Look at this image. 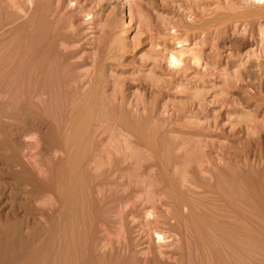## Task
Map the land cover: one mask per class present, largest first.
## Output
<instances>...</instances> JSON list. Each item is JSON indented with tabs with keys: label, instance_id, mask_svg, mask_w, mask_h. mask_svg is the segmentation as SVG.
Wrapping results in <instances>:
<instances>
[{
	"label": "rangeland",
	"instance_id": "obj_1",
	"mask_svg": "<svg viewBox=\"0 0 264 264\" xmlns=\"http://www.w3.org/2000/svg\"><path fill=\"white\" fill-rule=\"evenodd\" d=\"M0 8L4 12L6 34H3L4 38L0 34V42L2 39L9 43V51L13 55L22 58V61L25 59V62L52 44L54 52L51 56L59 59L68 73L65 75L66 83L62 85L64 91L77 93L80 85L89 87L87 83L97 78L100 80H97L100 82H97L99 106L96 104L94 109L99 112L98 115L94 112L97 117L91 119L89 127L92 130L88 133L93 151L86 156V169L93 172L92 168H97V161L102 160L98 164L101 166L103 162L101 168L107 170V167L110 168V158L115 157L121 161L116 160L124 170L125 167L132 168L136 158L139 163L142 159L143 165H151L146 162L155 164L157 157L158 164L166 155L175 157L178 153L175 158L181 157L182 162L190 161L185 163H191L186 166L190 171L194 169L199 172L204 166L232 167L243 173L244 176H241L248 180H245L248 184L252 181L251 184L264 185V54L259 53L264 0H0ZM173 30L187 32L190 41L197 44L200 64L185 61V65L179 68L168 65L165 50L173 47L170 41ZM252 49H258L261 55L259 59L249 53ZM0 53L2 63L5 48H1ZM2 68L0 224L1 227L16 224L22 232H26L25 235H29L33 226V229L38 228L41 219L45 222L41 211L48 209L50 200L31 196V193H27L31 186L24 181H16L10 168L12 156L16 153L23 167L38 170L43 161L50 165L55 157L58 158L59 152L54 149L46 151L43 141L41 144L35 142L38 138L46 139L50 130L53 131L48 120L34 126L30 125L31 118L26 115L28 119L25 120L30 123L24 131H19L18 126H24L15 124V120L13 123L7 121L15 128L5 125V69ZM80 100L81 97L78 107L82 105ZM72 105L64 108L65 112L59 108L61 111L63 109L60 114H63L67 125L73 123L78 114L70 110L74 109ZM126 141L132 143L129 145ZM110 154L116 155L110 157ZM54 155L57 156L53 158ZM164 160L162 163L167 162ZM129 163L131 166H128ZM136 163L133 167L139 164ZM107 171L100 176L101 180L98 177L94 181L91 189L95 193L91 196L93 201L89 202L95 206L89 204L91 208L85 214L88 218L84 215L88 229L86 224L83 228L88 237L84 231H80L82 226L79 223H76L79 227L75 225V229L72 228V233L83 232L87 237L83 241L84 248L80 252L75 249L71 254L76 262L84 256L86 260L81 259L85 260L80 261L82 264H111L126 249L132 254L134 250L146 248V237L139 223L142 222L140 209L144 204L140 200L145 199V193L144 197L137 199L138 189L132 183L136 178H126L125 175L121 179L116 176L121 180V183L116 181L117 184L113 180L120 171H114L115 175L111 171L107 174ZM136 187H140V184ZM258 191L261 195L262 190ZM159 194L154 200L163 206L166 199ZM260 195L251 205L260 201L261 204L256 206L258 212L247 207L251 202L246 201L242 206L247 210L241 209V223L252 230L255 226L258 235L259 232L264 233V207ZM259 209L263 211L259 212ZM28 224L32 225L31 228H28ZM120 229L121 232L125 229V233L119 232ZM165 257L166 264H178L177 260ZM74 260L70 262L76 264ZM197 260L199 263L200 260Z\"/></svg>",
	"mask_w": 264,
	"mask_h": 264
},
{
	"label": "bare ground",
	"instance_id": "obj_2",
	"mask_svg": "<svg viewBox=\"0 0 264 264\" xmlns=\"http://www.w3.org/2000/svg\"><path fill=\"white\" fill-rule=\"evenodd\" d=\"M127 1L130 2L131 0H126V2ZM4 26V12L3 9L0 8V29H4L0 31V34L2 33L1 36H3V34L6 35ZM259 30L262 40L259 53L262 55L264 54V25L260 26ZM171 33L170 41L173 47L165 50V57L168 65L173 68H179L183 64L185 65V61L200 64L201 55L198 51V46L190 41L189 37L186 35L187 32L173 30ZM6 39L8 38H5V40ZM1 43L5 46L0 45L3 46L1 48H5V58L3 57L4 63L2 61V64L0 60V65L2 64L4 66L2 68L1 65L0 68L5 69V125L14 127L12 123L15 120V124L24 126H18L19 131H24L26 130L25 126H28L30 122H32L30 125L39 126L38 124L40 121H42L40 123L42 124L45 122H43V120H46V122L48 120V123H51V126H53V128H51L53 131L50 130L51 133L49 135L47 134L48 137H45L46 139L40 140L37 137L38 139L35 142L41 144V141H43L44 150L47 151L51 149L52 151V149H54L56 152H59L60 156L59 154L58 158L55 157L57 155L52 156L55 158L54 160L52 159L53 161H51L52 163L50 165L48 162L44 163L43 161L42 164H40V162L39 164L41 166L39 167L41 168L39 169V167H37L38 170H36L35 167L34 169L33 167H30L32 169L23 167V162H21V158L19 159L16 157V153L12 156V158H14L11 160L10 168L15 175L16 181H24L27 185H30L31 189H29L27 193H31V196L37 197V199L47 197L48 200H50L48 209L51 208L50 211L48 209H43V211H41V215L44 216L45 222H42L43 220L41 219V222H38L39 226H35L36 228L38 226V228L33 229V226L31 231L29 230L31 234L28 232L29 235H25L26 232H24V230L22 232V229L16 224H9V226L6 223L8 226L3 225L4 227H1L2 223L0 224V264H72L70 261L74 259L71 254L74 253L75 249L78 250L77 252H80V250L84 248V238L87 239L88 237L85 232L86 229L84 231L83 228L87 223L85 221L86 219H84L87 217L85 215L86 211L88 210L89 212L91 208L89 204H91L90 202L93 197L92 194L95 193H92L91 190L93 189V184L98 177L99 180H101L100 176H103L104 173H106L105 171L109 170L107 174H110L112 169L111 173L114 175V171H120L119 173L117 172L118 175H113L115 178L113 183L121 181L119 178L117 179L116 176H119L121 179L125 177V175H127L126 178H136L132 183L136 186L140 184V187L137 188L135 186V189H138L136 190L137 192H135L139 195L137 197L135 194V196L137 199H141L146 195L145 199L143 198L140 200L144 202V204L141 206V209L139 208L140 211H142V222L139 223H141V231H143L142 233H144L146 237L145 242L148 245L146 244V248H142L141 250L135 251L132 249L134 250L133 253L131 252L132 254L128 253L130 250L127 252L125 247L126 250L123 249L125 253L122 252L123 250L120 251V253L122 252L123 254H119L112 263L110 262L111 264H166L165 259H163L166 258L165 256L177 260L178 264L179 262L180 264H263L264 233L259 232L260 235H258L256 229H254V224H251V226H254L253 230L256 232V235L252 229L248 226V228L246 227V224L243 226L241 223V218H243L241 217L242 208L245 209L249 207L251 210L258 212L256 206L261 204L260 201L257 202L258 204L252 206L254 209H252L251 205L255 200H258L257 197L260 195V191L258 190L260 189L262 190L260 199L264 207V185L261 184L262 182L260 183L262 188L258 185L259 183L257 185L254 183L251 184L252 181L250 185L245 177L247 181L242 178V176H244L243 173L232 167L224 169L216 165L215 168L204 166L201 170L199 169V172L194 169L190 171L186 168L190 161L187 160L189 162L186 165L185 163L187 161L182 162L181 157L175 158L178 154L176 152L175 157H171L172 155L165 156L166 158L168 157L167 159L164 158L165 160L163 159L164 161L167 160L166 163H162V160V162L160 161L157 164L156 157L155 164L146 162V164L151 165H143V160L140 159L142 162L139 163V159L136 158V162L139 164L134 162L137 165L133 167V163V169L125 167L124 170L121 169L120 164V166L117 164L118 161L120 163L121 161L112 157L116 154H110V157H112H109L110 163L108 162L110 168L107 167V170H102L103 168H101V166H103V162H101L100 166L98 163L102 160H98V166L96 165L97 168L93 167L92 169L94 170L91 172L92 170L86 169L85 167V159L86 156L93 151L91 149L92 141L88 133H90L89 130H92L91 126L89 127V125L92 124L90 122L91 119L94 120V117L98 115L97 111L99 112V110L94 111V109L96 104L98 105L99 103H97V101L99 100L98 94L100 90L97 82L100 80L98 78L97 80L99 81L92 79V82L87 83L89 87H85L86 84L82 86L80 85L81 83H79L78 85L80 86L76 89L78 90L77 93L73 92L71 89L73 94L71 91L68 93L63 90L65 87L62 88V85L66 83L67 80L65 75L68 73L65 71L64 64L56 57L54 58L51 56V53L54 52V46H52V44L51 47L47 46L49 48L43 47V49H46L39 50V53L40 51L42 53L39 55L37 54L38 56H34L35 58L30 59V57V60L24 62L25 59L22 61V58H18L16 54L13 55L12 52L9 51V43L2 41V39L0 44ZM38 48L36 49L38 50ZM249 53L253 54L257 59L261 56L258 54V49H252ZM19 59L22 62H18ZM79 97H81L80 103L82 102V105L80 104L78 107L77 103L79 104ZM70 104L74 105V109L70 110H74L73 112L78 114L74 122L67 125L65 124L66 119H63V114L60 113L64 108H67L68 105L71 106ZM59 108H63L62 111ZM96 109H98V107ZM25 110H28L30 114H28V112L26 113ZM58 110H60L59 114ZM65 111L66 109H64V112ZM94 112L97 114L95 113L96 115H94ZM99 114L101 115V112ZM26 115H29L28 117L32 119H30V122L29 120H25V118H27ZM8 120H11L12 123L8 124ZM137 131L138 130H136V132ZM32 137L30 139H32ZM126 143L128 142L126 141ZM11 149L15 151L12 145ZM119 150L120 149H118V151ZM168 155H170V153ZM131 157H135V155ZM185 159L186 158H184V160ZM116 160L118 161L116 162ZM127 164L128 163L125 165ZM122 165H124V163ZM36 166H38V164ZM128 166H131L130 163ZM157 166L159 169H156ZM26 173H28L29 177H27L28 175ZM136 182H138V184H136ZM257 186L260 189L257 188ZM156 194L166 199L164 201L162 200L163 204L160 201L163 206L155 203L156 199L154 200V197H157ZM245 201L246 203L251 202V204L246 205L247 207H243L242 204H244ZM148 204L151 205L148 206ZM156 204L160 206L161 209ZM91 205L95 206L94 203ZM126 205L128 206V204ZM260 211L263 210L259 209V212ZM134 212L133 214H135ZM256 212H254V214H256ZM137 213L138 212H136V214ZM244 219L246 220L245 217ZM76 223L82 226L80 227V231H84L87 237H84L83 232L79 234V231H75L76 233L73 231L76 235L78 233L77 236L72 233V230L75 229V225L79 227ZM248 223H251V221ZM30 225L31 224L27 225L28 228H31L32 225ZM87 226L88 224H86V228ZM121 229L119 232H121ZM123 232L125 233V229L122 230L121 233ZM65 233L66 235H64ZM72 235L77 238H73ZM256 246L258 249H256ZM76 247L79 248L77 249ZM87 249L88 248H86V250ZM58 256H60V258ZM80 257L78 258L80 259ZM81 259H85L84 256ZM197 259L200 260L199 263ZM80 261L76 262L74 260V263L82 264V261Z\"/></svg>",
	"mask_w": 264,
	"mask_h": 264
}]
</instances>
